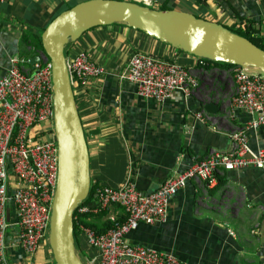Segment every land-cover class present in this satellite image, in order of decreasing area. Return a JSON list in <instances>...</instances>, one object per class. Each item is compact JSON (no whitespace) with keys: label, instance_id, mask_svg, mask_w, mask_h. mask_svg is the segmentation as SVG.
Listing matches in <instances>:
<instances>
[{"label":"crops","instance_id":"crops-1","mask_svg":"<svg viewBox=\"0 0 264 264\" xmlns=\"http://www.w3.org/2000/svg\"><path fill=\"white\" fill-rule=\"evenodd\" d=\"M80 1L0 2V76L12 56L22 60L23 68H30L28 61L41 53L37 38L43 28L59 12ZM130 1L192 13L225 26H231L234 15H240L258 21L264 37V0ZM64 50L68 58L85 50L89 59L103 68L101 75L76 86L75 105L87 145L90 184L116 187L130 179L139 191L149 192L169 175L184 170L192 159L230 150V132L242 128L248 119L239 110L228 113L232 68L201 67L196 57L135 29L115 23L92 27L67 43ZM133 52L181 64L195 77L196 88L187 97L174 94L163 101L140 99L135 85L122 77ZM206 103H214L216 109L206 111ZM197 112L202 113L201 120L195 118ZM41 129L32 131L51 138ZM246 135L251 148L264 147V127ZM214 179L211 185L188 180L170 199L166 220L140 223L128 232V241L171 254L185 264H264V170L218 169ZM14 182L10 172L8 191ZM6 213V248L0 264H54L46 239L32 254L22 252L11 206ZM122 216V208L111 204L91 213L89 222L102 224L110 217L116 220ZM74 245L81 258L94 253L83 234Z\"/></svg>","mask_w":264,"mask_h":264},{"label":"built area","instance_id":"built-area-1","mask_svg":"<svg viewBox=\"0 0 264 264\" xmlns=\"http://www.w3.org/2000/svg\"><path fill=\"white\" fill-rule=\"evenodd\" d=\"M38 57L30 68H23L17 56L9 57L7 68L0 76V261L5 256L9 206L19 227L17 243L24 254H32L46 239L56 179V144L51 131L50 67L41 53ZM65 61L73 87L83 86L89 78L103 73V68L89 59L85 50L71 58L65 57ZM122 77L135 85V94L140 99L154 101H163L174 94L187 97L197 85L189 69L143 52L128 56ZM230 86L228 113L233 115L239 110L248 115L242 128L230 132V150H215L202 158L192 159L184 170L169 175L149 192L139 191L130 179L116 187L98 186L96 201L90 210L88 204L76 207L77 214L96 213L116 204L125 213L121 223L110 217L112 225L102 233L79 226L86 245L94 251L81 259L84 264H185L171 254L129 242L128 232L140 223L164 222L170 199L188 180H202L211 185L218 169L253 167L264 170V147L251 148L246 135L249 130L264 127V74L235 66ZM195 118L201 120L202 113H195ZM34 127H42V132L49 133L51 138L37 136L32 131ZM10 172L15 182L8 191Z\"/></svg>","mask_w":264,"mask_h":264},{"label":"water","instance_id":"water-1","mask_svg":"<svg viewBox=\"0 0 264 264\" xmlns=\"http://www.w3.org/2000/svg\"><path fill=\"white\" fill-rule=\"evenodd\" d=\"M121 24L196 58L264 74V50L222 24L174 9H153L127 0H83L59 12L41 31V54L50 67L56 179L46 242L54 264H84L72 232V216L88 194L89 159L69 80L64 47L84 31ZM39 60L38 55L28 62ZM204 109L213 112L214 103ZM7 214V213H6Z\"/></svg>","mask_w":264,"mask_h":264},{"label":"trees","instance_id":"trees-1","mask_svg":"<svg viewBox=\"0 0 264 264\" xmlns=\"http://www.w3.org/2000/svg\"><path fill=\"white\" fill-rule=\"evenodd\" d=\"M149 8L162 9V8H154V7H149ZM222 26L226 27L231 32H234V33L246 38L252 44H254L258 48H261L264 50V37L260 34V27H259L258 21L252 20V19L247 18V17H241L240 15H234V22L231 26H225V25H222ZM137 31H139V30H137ZM37 44H38V49L41 52V43H40L39 37L37 38ZM176 50L182 52L179 49H176ZM183 53H185V52H183ZM159 58H162V57H159ZM162 59H165L168 61H173L171 59H167L166 57H163ZM196 60L198 62V65L201 67H209V66H216V65L221 66V67H225V68L235 67L234 65H230V64H226V63H220V62H213V61H209V60L202 59V58H196ZM77 86H80V85H77ZM75 87L76 86H74V87L72 86L74 100H75L76 89H77V87L76 88ZM77 112H78V110H77ZM82 130H83V128H82ZM96 187H98V185L90 184L87 197L83 201H81V203L79 205H87L88 204V205H90L88 207V209L89 210L91 209L92 203H95V201H96V197L94 196ZM114 205H116V204H114ZM89 217H91V212H89V211H86V212L80 213V214H77L76 211L73 212L72 232H73L74 244L76 243L77 239L79 238V235L80 234L82 235V233L80 231L81 229L79 228V226L90 228L95 233H102L112 225V222L109 219H107L106 221H103L102 224H95V223L89 222ZM124 219H125V216L119 217L118 219H116V222L121 223L124 221Z\"/></svg>","mask_w":264,"mask_h":264},{"label":"rangeland","instance_id":"rangeland-1","mask_svg":"<svg viewBox=\"0 0 264 264\" xmlns=\"http://www.w3.org/2000/svg\"><path fill=\"white\" fill-rule=\"evenodd\" d=\"M181 53V52H180ZM182 55V54H181ZM226 77V76H225ZM229 80L231 81V77L229 78ZM231 87V86H230ZM51 131H52V125H51Z\"/></svg>","mask_w":264,"mask_h":264}]
</instances>
